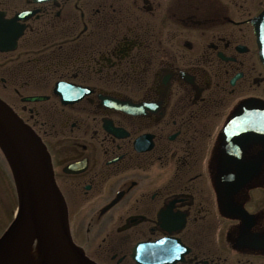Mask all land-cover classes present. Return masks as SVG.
I'll return each instance as SVG.
<instances>
[{
  "label": "flooded vegetation",
  "instance_id": "af4514ba",
  "mask_svg": "<svg viewBox=\"0 0 264 264\" xmlns=\"http://www.w3.org/2000/svg\"><path fill=\"white\" fill-rule=\"evenodd\" d=\"M264 0H0V98L46 146L97 264H264ZM40 98L26 101L28 98Z\"/></svg>",
  "mask_w": 264,
  "mask_h": 264
},
{
  "label": "water",
  "instance_id": "95a60500",
  "mask_svg": "<svg viewBox=\"0 0 264 264\" xmlns=\"http://www.w3.org/2000/svg\"><path fill=\"white\" fill-rule=\"evenodd\" d=\"M253 25L264 65V12ZM0 151L17 196L15 218L0 238V264H94L70 238L65 204L45 147L1 100ZM136 253L137 264H148L142 245Z\"/></svg>",
  "mask_w": 264,
  "mask_h": 264
},
{
  "label": "rangeland",
  "instance_id": "374dc122",
  "mask_svg": "<svg viewBox=\"0 0 264 264\" xmlns=\"http://www.w3.org/2000/svg\"><path fill=\"white\" fill-rule=\"evenodd\" d=\"M1 167V165H0ZM0 169V235L12 219L16 208V200L11 189L10 177ZM3 172V173H2Z\"/></svg>",
  "mask_w": 264,
  "mask_h": 264
},
{
  "label": "bare ground",
  "instance_id": "6f19581e",
  "mask_svg": "<svg viewBox=\"0 0 264 264\" xmlns=\"http://www.w3.org/2000/svg\"><path fill=\"white\" fill-rule=\"evenodd\" d=\"M32 257V256H31ZM32 259H33V257H32Z\"/></svg>",
  "mask_w": 264,
  "mask_h": 264
}]
</instances>
